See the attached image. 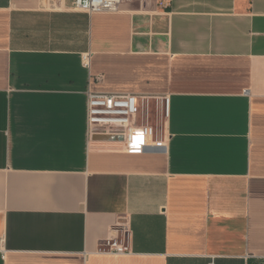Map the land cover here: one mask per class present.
<instances>
[{"label": "crops", "instance_id": "crops-1", "mask_svg": "<svg viewBox=\"0 0 264 264\" xmlns=\"http://www.w3.org/2000/svg\"><path fill=\"white\" fill-rule=\"evenodd\" d=\"M89 90L159 143L91 136ZM0 264H264V0H0Z\"/></svg>", "mask_w": 264, "mask_h": 264}, {"label": "built area", "instance_id": "built-area-1", "mask_svg": "<svg viewBox=\"0 0 264 264\" xmlns=\"http://www.w3.org/2000/svg\"><path fill=\"white\" fill-rule=\"evenodd\" d=\"M24 1V0H10ZM128 0H74V8L88 13L119 12ZM147 95L88 91V120L91 136L120 138L127 151L142 153L159 142L156 130L140 117L150 99ZM101 252L127 254L130 250L115 240L104 242Z\"/></svg>", "mask_w": 264, "mask_h": 264}, {"label": "rangeland", "instance_id": "rangeland-1", "mask_svg": "<svg viewBox=\"0 0 264 264\" xmlns=\"http://www.w3.org/2000/svg\"><path fill=\"white\" fill-rule=\"evenodd\" d=\"M153 104L150 108H147L145 105V108L141 109V115L140 117L144 118L145 121H150V124L156 128L157 133L161 124V121L164 119V107L159 105L157 101L153 100ZM147 103V102H146Z\"/></svg>", "mask_w": 264, "mask_h": 264}, {"label": "water", "instance_id": "water-1", "mask_svg": "<svg viewBox=\"0 0 264 264\" xmlns=\"http://www.w3.org/2000/svg\"><path fill=\"white\" fill-rule=\"evenodd\" d=\"M102 140H112V141H118L121 140L120 138H114V137H106V136H100Z\"/></svg>", "mask_w": 264, "mask_h": 264}]
</instances>
